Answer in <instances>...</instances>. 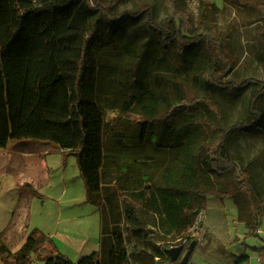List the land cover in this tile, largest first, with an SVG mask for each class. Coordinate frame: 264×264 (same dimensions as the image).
<instances>
[{"label":"trees","instance_id":"16d2710c","mask_svg":"<svg viewBox=\"0 0 264 264\" xmlns=\"http://www.w3.org/2000/svg\"><path fill=\"white\" fill-rule=\"evenodd\" d=\"M226 1L264 17V0ZM162 3L165 15L159 23L146 3L124 12L132 23L146 13L142 31L162 53L157 60L151 55L146 65L142 61L149 56L139 50V27L128 31L123 20H109V33L119 32L121 64L88 59L87 27L97 4L92 8L88 0H0V149L33 141L67 151L76 157L86 201L101 207L99 251L70 261L35 228L14 252L0 241V264H175L168 250L182 246L176 240L187 235L207 198L223 200L241 189L249 191L244 208L235 204L244 210L246 238L258 239L259 249L264 248L257 234V184L241 178L225 146L229 136L258 127L261 113L254 112V102L260 94L249 107L257 120L249 117L220 128L219 137L208 134L198 108L214 112L219 123L212 97L198 98L193 88L182 87L187 81L203 83L206 89L222 87L214 77L229 64V38L218 33L217 7L209 0H199L195 26L180 0ZM257 35L264 43V22ZM215 60L221 70H206ZM157 66L165 67L173 80H165ZM101 99L118 112V121L136 125L138 136L111 129L113 140L105 147ZM162 149L172 154L170 167L149 155ZM228 176L234 188L226 193L219 186ZM27 186L22 188L36 192ZM193 240L197 242L192 238L186 245ZM131 241L141 247L133 245L128 252ZM248 261L240 254L233 264Z\"/></svg>","mask_w":264,"mask_h":264},{"label":"rangeland","instance_id":"374dc122","mask_svg":"<svg viewBox=\"0 0 264 264\" xmlns=\"http://www.w3.org/2000/svg\"><path fill=\"white\" fill-rule=\"evenodd\" d=\"M95 1L94 3L93 0H88L92 8L96 4L98 5V7H95L92 16L89 17L87 27L86 37L90 35L86 43L89 47L88 59L94 56V60L96 58L99 62L113 63L115 61V63L121 64L118 59L120 54L119 32L112 33L111 31L109 33L111 29L110 19L125 21L127 24L126 30L128 31L139 27L141 31L138 32L140 34L139 42L143 45L139 50L144 49L145 54L149 56V59L145 58L142 64L150 65L152 57L157 60L162 55L161 50L157 49V51L155 49L154 43H148L149 33L146 34L142 31L146 23V13L141 14L134 23L124 15L125 11L135 12L140 4L146 3L152 8L154 22L159 23L165 15L162 0ZM209 1L217 7L214 25L218 33L221 36L228 37L230 41L227 46L229 52L226 59L229 64L224 68L223 73L214 77L215 81L220 83L222 87L211 86L206 89V85L203 83L190 84L187 81V84H184L182 88H193L195 90L194 94L198 98L212 97L218 109L219 123L214 112L205 111L202 106L198 109L200 116L206 122L205 126L207 125L206 127L209 129L208 134L211 135L210 132H212L215 137H219L220 128H226L249 117L256 118L255 115L251 114L249 107L251 99L260 94L254 102V112L261 113V117L258 120V117L256 118L258 127L248 129L245 134L236 132L229 136L225 141V146L229 154L237 161L241 178L249 184L250 182L257 184L258 192L256 194H258V202L260 203V225L257 234L264 240V194L262 195L264 193V43L261 44L257 35L264 22V17L258 11L245 5H237L226 0ZM180 2L185 6L191 22L195 26L198 20L199 0H180ZM109 53H112V55L106 57ZM220 65L219 60H215L214 63L209 62L206 65V70L216 69L220 71L222 68ZM161 66H157L156 69L160 71L164 79L173 80L172 76L166 72L165 67L162 68ZM131 94L133 93L130 92L129 95ZM102 102H104L102 105L106 124L104 130L105 147L111 146L113 140L111 129L120 131V134H122V130H125L129 134L133 133L138 136L139 129L136 125H131L125 120L118 121V112L111 110L110 104L105 99ZM51 148L53 147L50 144L44 142L16 141L12 142L6 149L0 150V208H5L4 203H9L10 198L13 202L25 198L23 194L30 193V191L22 187L28 185V188L37 191V193H30V195H27L29 197L25 198L27 199L26 214L25 211L14 209V205L9 210H0V238L3 237L8 242L9 250L14 252L20 247L16 243L20 239H17L15 234L20 230H24L25 227L30 228L29 232L33 228H37L46 236H54L52 240L57 245L59 252L67 256L70 261L77 262L85 255L99 251L101 207L92 208L83 199L82 187L72 171L71 165L73 163L71 160H67V166L64 168L62 165L65 160L63 162L62 156L60 158L52 155L47 157L45 162L46 156H28V158H25L20 154L21 152H37L38 150ZM149 155L162 165L165 164L164 166L170 167L171 164H174L171 160L172 154L166 149H162L159 153L151 151ZM70 156L77 165L76 158ZM64 188L67 189L68 196L65 200H61L58 197H60L61 190ZM232 188L234 187H232L231 177L229 176L219 186V190L226 193ZM248 193L245 189H241L239 194L220 200L224 204L220 209H218L217 203L211 204V202L221 203L215 200L216 197L212 196L207 200L208 202L206 201L201 209L202 224L199 234L204 231L199 241V235L196 236V246L188 263L192 264V259L198 253L207 254L209 250L207 243L211 237L209 232L211 233L214 228H219L224 236L225 232L222 228L224 224L230 235L243 236V229L247 230L244 224L235 227L231 226L230 222L235 223V218L231 216L234 214V209L238 210L235 204L237 203L241 205V208H244L246 205L244 200ZM9 195H11L10 198ZM238 212L239 215H237L236 220L241 223L244 210H238ZM23 218L24 221L21 220ZM12 230H15V234ZM206 232H208L207 236ZM204 234L205 237H203ZM229 234L227 236L230 238ZM212 236H215L214 232H212ZM247 240L249 245L257 244L256 246H258L256 250L253 247L249 249L254 258L252 264H264V248L259 249L262 248V243L256 242L254 238H248ZM175 243H178V240ZM133 245L141 247L138 242L131 241L126 246L128 252ZM187 247L188 245L183 246L182 255L175 264L180 263ZM222 247L225 250L224 246ZM231 251L233 252L232 248Z\"/></svg>","mask_w":264,"mask_h":264},{"label":"crops","instance_id":"0c3cea01","mask_svg":"<svg viewBox=\"0 0 264 264\" xmlns=\"http://www.w3.org/2000/svg\"><path fill=\"white\" fill-rule=\"evenodd\" d=\"M0 150H3V149H0ZM20 154L22 156H24L25 158H28V156H31V157H33V156H36V157L43 156V157H45L46 156L45 159H44L45 162L47 160V157H50L52 155L53 156H59L60 158L62 156L63 162L65 160V163H63V165H62V167H64V168L67 166V160L68 159H69V161L71 160V162L73 163L71 165L72 171L74 172V175L76 176L78 183H80V185L82 187L81 189H82L83 199H85V202H87L86 201V197H85V189H84L85 186H84V183H83V181H82V179H81V177H80V175L78 173L79 172L78 171V167L76 165V162H74L72 160L70 154L67 151L55 150L54 147H53L51 149L38 150L37 152H21ZM48 182L49 181L47 179V184H48ZM18 186L20 187L21 185H18ZM30 193H32V192H30ZM30 193L23 194V197H25V198L29 197L27 195H30ZM10 196L11 195H9L8 197L10 198ZM67 196H68L67 189L64 188V189L61 190L60 197H58V198H60L61 200H65L67 198ZM25 198H21V201H16V202H13L12 198H10L9 199V203H4L6 205V207L5 208H0V210L1 209L9 210V208L11 209V207L14 205V207H13L14 209H17V210H20V211H25V214H26L27 211H26L25 205L27 204L26 203L27 199H25ZM209 199H210V197L207 198V200H209ZM215 200L216 201H220V200H217V199H215ZM212 201H214V200H212ZM220 202H221L220 204L218 202H211V204L217 203L218 204V209H220L222 206H224L222 201H220ZM22 215H23V213H22ZM237 215H239V212H238V210L234 209V214L231 215V216H233V218H235V223H231L230 222L231 226H235L236 227V226L242 225V223H240L239 221L236 220L237 217H238ZM21 220L24 221V218L21 219ZM22 223H24V222H22ZM224 223H226V222H224ZM23 225H25V224H23ZM226 225H228V224H226ZM222 228H224V232H225L224 236L221 233V230L219 228L218 229L214 228L211 231V233L209 232V234H211V237L209 238V241L207 243V245L209 246V250H208L207 254L205 255V254H202V253H198L192 259V261H191L192 264H233L234 260H235V257L239 256L240 253L246 254L249 257V261L246 264H252L253 263V259H254L253 258V254H252V252L249 249L252 248V247L256 248L258 246H256L257 244H250L249 245L247 243L248 242V240H247L248 238H246V240H245V237L248 234V230H246L244 228L245 230L243 229V236L242 237H238L236 235H230L228 233V231L226 230V227L224 226V224L222 225ZM29 229L30 228L25 227L24 230H20V232H17L16 234L14 232L15 230H12L14 232V234L16 235L17 239H20V241H16V243L19 244L18 246H20L22 244V242L24 241V238L28 234ZM33 229H35V228H33ZM203 231L200 232V234L198 236V241L200 240ZM212 232L215 233V236H212ZM207 234H208V232H206V236H207ZM228 234L230 235V238L227 236ZM48 237L53 239L54 236H50L49 235ZM203 237H205V234H204ZM0 240H1V242H3L7 246L8 242L3 237H1ZM255 241L260 243V241L258 239H255ZM243 244H244V246H243ZM222 246H224L225 250L223 249ZM7 248H8V246H7ZM231 248L233 249V252L231 251Z\"/></svg>","mask_w":264,"mask_h":264},{"label":"water","instance_id":"95a60500","mask_svg":"<svg viewBox=\"0 0 264 264\" xmlns=\"http://www.w3.org/2000/svg\"><path fill=\"white\" fill-rule=\"evenodd\" d=\"M195 214H197V212H195ZM195 246H196V241L193 240L188 245V247H187L186 251L184 252L179 264H187L188 263ZM182 252H183V246H177V247H173V248L169 249L168 255H169L172 262H176L179 259V257L182 255Z\"/></svg>","mask_w":264,"mask_h":264},{"label":"built area","instance_id":"2783aa9c","mask_svg":"<svg viewBox=\"0 0 264 264\" xmlns=\"http://www.w3.org/2000/svg\"><path fill=\"white\" fill-rule=\"evenodd\" d=\"M202 224V213L199 212L196 214V217L193 221L192 226L189 228L187 235L184 238H180L178 243L182 246L186 245L189 239L196 238L199 235L200 226Z\"/></svg>","mask_w":264,"mask_h":264}]
</instances>
